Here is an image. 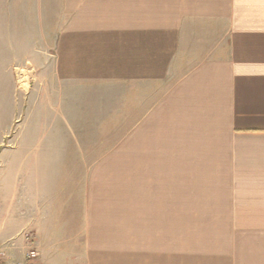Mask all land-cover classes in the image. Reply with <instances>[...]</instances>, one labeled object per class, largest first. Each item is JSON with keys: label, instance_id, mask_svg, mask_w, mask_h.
I'll list each match as a JSON object with an SVG mask.
<instances>
[{"label": "crops", "instance_id": "obj_1", "mask_svg": "<svg viewBox=\"0 0 264 264\" xmlns=\"http://www.w3.org/2000/svg\"><path fill=\"white\" fill-rule=\"evenodd\" d=\"M21 58L59 88L46 97L62 103L60 118L78 100L68 87L176 78L116 145L81 163L77 199L28 169L76 159L22 161L33 197L8 180L9 205L21 200L19 214L7 212L13 234L79 246L82 264H174L176 234L262 232L224 238L214 264H264V0H0V71ZM77 200L82 237L71 238Z\"/></svg>", "mask_w": 264, "mask_h": 264}, {"label": "rangeland", "instance_id": "obj_2", "mask_svg": "<svg viewBox=\"0 0 264 264\" xmlns=\"http://www.w3.org/2000/svg\"><path fill=\"white\" fill-rule=\"evenodd\" d=\"M192 57L191 54L187 56V64L192 61ZM15 58L13 55V59ZM13 67L14 69L7 72L0 71V75L5 78V84L0 85V241L8 247V264L24 261L29 250L38 252L39 258L33 264H82V248L79 246L40 247L36 231L20 230L18 234H13L8 228L11 216L7 212L17 210L19 214L21 200L17 192L12 196V205H9L11 196L8 188L12 186L10 183L17 178L22 193L33 190V180L27 181V168H21L22 161L34 164L44 157L74 158L76 163L71 166H33L28 169L30 178L42 175L41 180L60 184L58 194L67 203L68 196L70 199H77L81 195V185L88 170L81 163L85 159H94L106 153L116 145L136 121L160 99L176 75H172L169 82L164 84L93 82L68 87L65 93L75 95L78 100L65 103V116L60 118L58 112L61 111L59 106L62 103L46 97L47 94H57L59 88L43 85V72L31 64L28 65L25 59H17V62L14 60ZM3 77L0 76V79H4ZM69 107L75 110L71 119L66 118ZM54 148L56 150H52ZM40 170H45L44 176L38 174ZM46 191L47 194L53 193L51 190ZM28 197H33V194L29 192ZM78 202L77 200L75 206L73 205L75 216L72 219L76 221V226H72L74 230L70 231L71 238L82 237L78 231V221L81 222L82 218V208ZM28 211L30 215H35V206L29 204ZM67 232L66 236L63 234V238L68 237L69 231ZM49 233L51 238L52 232ZM261 233L190 230L183 232L181 237L174 232V240H184L183 245H174V264L220 262L214 254L227 250L223 246L224 238H260ZM16 236L22 237L19 239ZM11 237L16 239L9 242Z\"/></svg>", "mask_w": 264, "mask_h": 264}, {"label": "built area", "instance_id": "obj_3", "mask_svg": "<svg viewBox=\"0 0 264 264\" xmlns=\"http://www.w3.org/2000/svg\"><path fill=\"white\" fill-rule=\"evenodd\" d=\"M38 252L36 250H29L26 253L25 260L21 262H17L15 264H33L35 260L38 259ZM9 255H8V247L4 242L0 241V264H8Z\"/></svg>", "mask_w": 264, "mask_h": 264}]
</instances>
